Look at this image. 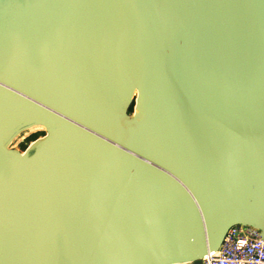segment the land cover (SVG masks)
I'll return each instance as SVG.
<instances>
[{
    "label": "water",
    "instance_id": "95a60500",
    "mask_svg": "<svg viewBox=\"0 0 264 264\" xmlns=\"http://www.w3.org/2000/svg\"><path fill=\"white\" fill-rule=\"evenodd\" d=\"M236 225L264 241V0H0V264H201Z\"/></svg>",
    "mask_w": 264,
    "mask_h": 264
},
{
    "label": "built area",
    "instance_id": "2783aa9c",
    "mask_svg": "<svg viewBox=\"0 0 264 264\" xmlns=\"http://www.w3.org/2000/svg\"><path fill=\"white\" fill-rule=\"evenodd\" d=\"M201 264H264V241L252 228L231 227L219 249L205 256Z\"/></svg>",
    "mask_w": 264,
    "mask_h": 264
},
{
    "label": "rangeland",
    "instance_id": "374dc122",
    "mask_svg": "<svg viewBox=\"0 0 264 264\" xmlns=\"http://www.w3.org/2000/svg\"><path fill=\"white\" fill-rule=\"evenodd\" d=\"M133 104L130 105L128 113H132ZM44 136V131L41 128H32L23 133H21L11 144V148L17 149L20 152H23L31 142L35 139Z\"/></svg>",
    "mask_w": 264,
    "mask_h": 264
}]
</instances>
